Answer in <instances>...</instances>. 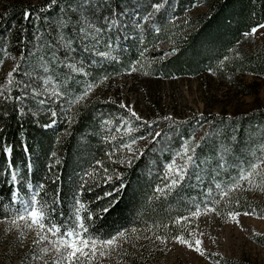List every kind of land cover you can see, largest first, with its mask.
<instances>
[{
    "label": "trees",
    "instance_id": "trees-1",
    "mask_svg": "<svg viewBox=\"0 0 264 264\" xmlns=\"http://www.w3.org/2000/svg\"><path fill=\"white\" fill-rule=\"evenodd\" d=\"M137 1L141 10L132 0H88L87 5L85 0H56L55 4L52 0H42L34 4L13 2L0 8V63L5 55L12 53L15 59L11 71L16 69L12 77H8L11 71L0 75V92L3 93L0 95V221L12 219L20 206L19 202L12 203L14 191L23 198V194L32 195L31 189L35 188L39 192L38 200L48 210L49 219L57 225L67 223L74 213L75 201L79 200L87 209L81 216L90 236L106 240L125 232L143 244L136 247L135 254L128 252L126 256L122 250L119 253L123 255L122 264H150L153 239L150 241L149 237L166 236L165 227L180 217L185 207L164 209L168 200L164 195L168 191L174 193L175 188L155 191L151 187L156 184L152 176L146 179L137 175L144 164L148 165L151 145L120 168L119 177L114 179L105 152L112 150L115 140L109 138L110 125L106 127L105 123L98 122V111L104 110L112 117H120L122 111L97 94L83 97L93 79L118 75L130 66L140 67V70L143 67L151 75L164 78L197 76L209 71L225 80L224 72L230 70L264 78V44L250 51L237 46L246 33L264 23V0H165L159 10L150 6L160 0ZM197 2H205L207 11L190 18L187 10ZM126 11L147 12L157 23L147 26L135 18V24L141 27L139 33L134 34L135 28L128 26L122 27L120 34L116 19ZM103 17L114 19L111 28L102 23ZM177 17L184 23L173 24V18ZM80 18L96 29L78 28L76 23ZM114 24L118 29L112 27ZM52 34L56 35V40ZM163 41L167 42L166 56L157 46ZM98 42L107 48L103 49ZM111 47H117L119 54L111 57ZM146 51L148 63L146 57H142ZM65 56L70 58L66 60L68 64ZM79 60L102 62V66L91 70V66ZM29 74L41 81L31 85L34 90L51 89L59 93V100L45 96V103L40 104V95L27 91ZM234 120H229L228 123L232 122L227 126L229 129L223 127L219 132L222 135L226 131L219 143L233 129L247 138L250 132L259 129V144L252 147V143H246L239 153L226 145L228 166L222 168L214 164L206 170L208 179L201 183L209 180L220 186L229 184L250 169L252 159L264 156V110L257 112L256 126L235 124ZM218 123L225 126L224 122ZM9 148L11 151H6ZM199 148L197 146L194 154ZM209 156L204 153L200 160H208ZM237 158L241 162L236 165ZM205 163L198 161L197 165L202 169ZM198 166L190 172L192 178L198 175L196 181L205 173ZM10 172L16 173V184L11 182ZM183 190L188 197L193 194L198 197L190 187L184 186ZM108 192L113 195L105 196ZM259 199L244 201L251 208L238 210L264 217V213L253 209L263 205ZM238 204L242 206L243 202L240 200ZM104 208L109 210L104 212ZM89 214L92 219H88ZM19 264H38V261L24 255Z\"/></svg>",
    "mask_w": 264,
    "mask_h": 264
},
{
    "label": "rangeland",
    "instance_id": "rangeland-1",
    "mask_svg": "<svg viewBox=\"0 0 264 264\" xmlns=\"http://www.w3.org/2000/svg\"><path fill=\"white\" fill-rule=\"evenodd\" d=\"M41 1L0 0V8L13 2L34 4ZM164 1L160 0L150 7L154 8L153 6L156 4L161 7ZM132 3L141 10V5L137 0H132ZM206 11L207 4L197 2L190 6L187 13L190 18H193ZM110 14L112 15V13ZM103 18L102 23L107 28H111L110 23L114 22V19ZM135 18H139L147 26L157 23L153 22L154 20L148 16L147 12L129 13L126 11L123 15L120 13L116 19L119 29L115 24L112 27L117 28L121 34L122 27L132 26L135 28L134 34L135 32L139 33L141 27L135 24ZM172 23L184 22L182 18L177 17L173 18ZM76 25L85 30L96 29L91 26L89 21L82 18L77 21ZM259 26L255 27L258 29L255 35H246L251 33L252 28L238 41L237 46L241 45L239 47L250 51L254 47L264 44V28ZM99 30L100 26H98ZM51 37L54 40L57 38L55 34H52ZM98 45L103 49L107 48L106 45L99 42ZM157 46L158 49L164 51L163 56H166L167 42H160ZM116 48H112L111 57L115 53L119 54ZM142 57H146V63H148L147 51L143 53ZM68 58L69 56H65L64 60H69L70 58ZM14 59L12 53L5 55V59L0 63L1 76L11 71ZM79 61L87 67L94 68L91 70H98V67L102 66V62ZM66 62L69 63V61ZM133 67L136 68V71H131ZM141 68L142 70L140 67L130 66L118 75L106 76V79L100 78L102 80L98 79L97 81L93 79V82L90 83L91 89L88 87L86 91L88 96L97 94L98 98L111 101L115 107L122 111L120 117H112L111 113L104 110L98 111V122L105 123L106 127L110 125L111 137L109 138L115 140L112 150L105 152L108 165L114 171V179L119 177L120 168L128 165L147 145H151L152 156H149L147 160L149 167L144 164L137 175L146 179L152 176L151 179L156 184L151 187L156 189L155 191H158L157 189L165 191L167 188L174 190L175 188L174 193L168 191L164 195L165 199H168L165 201L164 209L167 207L168 210L181 205L185 207L181 210L183 214L165 227L166 236L160 239H157V236L149 237L150 241L153 239L151 242L153 256H151L150 264H264V217L245 211L251 207L244 203L249 199L261 198L259 200L263 204L262 208L258 206L253 209L255 212L264 213V156H256L251 160L250 169L245 170L246 173L242 172L247 175L252 171V165L258 166L256 172L251 176V184L239 179L242 173L229 184L222 186L209 180L201 183L207 178L206 170H209L214 164L222 168L228 166L229 159L227 160V157L229 155L226 153L228 149L225 147L226 145L232 146V150L239 153L243 151L246 143H252L253 147L258 142L259 129L248 134L249 140L243 134L238 135L237 129H233L228 137H223L221 143H219L222 140L221 136L226 131L224 130L222 135L219 132L223 130V127L229 129L232 122H228L231 119H235V124L240 122L244 126H256L257 123L254 121L257 112L264 110V78L252 74H235L232 70L224 72L225 80H221L209 71L197 76L164 78L160 75H151L143 67ZM27 78L29 79L27 91L33 90L42 99L47 96L51 100H59L60 95H53L57 92L51 89L36 91L32 88L33 83H41L37 76L29 74ZM33 87L37 89V87ZM83 97L87 96L83 95ZM121 103L135 111L141 120H135L126 108L120 107ZM164 117H171V119L166 120ZM114 121H116L115 126L113 125ZM218 122H224L225 126H220ZM156 132H159L160 136L153 140L152 137ZM136 133L138 134L133 138L136 143L131 144L133 139L130 138ZM141 137H145V139H141ZM126 144H131V151L125 147ZM185 144L200 147L196 154L189 153L194 155L189 163H186L178 155V153H182ZM204 153L210 155L208 160H200V156ZM172 161H175L176 166L186 168L184 179L176 186H171L170 180L165 178L168 165ZM198 161L206 162L202 169L197 165ZM232 161L233 159L230 162ZM240 162L239 158L234 161L236 165ZM197 166L201 172L204 169L205 173H202L199 180L196 181L198 175L192 178L190 172L192 168L197 170ZM190 181L193 182L192 185ZM184 186L190 187L191 191L195 190L198 197L194 194L188 197L183 190ZM30 196L31 194H23L22 199H28ZM235 200H237L236 203ZM240 200L243 202L242 206L238 204ZM206 206L215 208V211L206 213ZM197 209L201 214L198 217H192L191 214ZM244 213H250V215H244ZM233 215L236 216L235 220L232 219ZM178 220L180 222L176 223ZM10 221L11 219L0 221V264H19L24 255H28L29 259L33 261H38V264H44L46 261H49V264H54L55 253L51 250V246L47 242L33 243L37 238L35 230L15 227ZM118 236L119 234L113 235L111 238ZM132 236L124 232V236L117 239L116 243L107 250L106 255L97 256L98 264H122L123 255L119 254L122 250H125L126 256L128 252L135 254L136 247L143 244L139 239L136 242L135 237ZM177 236H183L193 243L195 239L201 240V250L204 255L178 243L175 239ZM162 240L164 242H161ZM45 248L50 250L45 253L43 251Z\"/></svg>",
    "mask_w": 264,
    "mask_h": 264
},
{
    "label": "snow or ice",
    "instance_id": "snow-or-ice-1",
    "mask_svg": "<svg viewBox=\"0 0 264 264\" xmlns=\"http://www.w3.org/2000/svg\"><path fill=\"white\" fill-rule=\"evenodd\" d=\"M52 3L55 4L56 0H52ZM88 0H85V4L87 5ZM156 10H159L160 5L156 4L153 6ZM26 14V18H27ZM260 28H264V25H260ZM258 32L257 28H253L251 33L246 35H255ZM101 56H107L108 53H99ZM16 69L14 68L11 72L8 73V77H12L13 72ZM131 71H136V68L133 67ZM11 82V81H9ZM92 85H89V89H91ZM59 93H53V95H58ZM0 95H3L0 92ZM88 92L85 91L84 96L86 97ZM83 99V97H80ZM78 102V100L76 101ZM45 100L41 99L40 104H44ZM121 108H126L128 113L135 119L141 120V118L133 111L130 107L126 106L125 104H120ZM56 113L53 112L52 116H55ZM166 120H170L171 117H164ZM55 123V120L52 121ZM148 123V122H144ZM51 126V125H46ZM152 135V133H149ZM160 133L156 132L155 135L152 137L153 140L156 137H159ZM141 139H145V137H141ZM136 140L133 139L131 144H135ZM131 144H126L125 147L131 151ZM198 146V145H196ZM190 144H185L182 153H178V155L189 163L192 161L193 156L189 153H195V147ZM6 151L10 152L11 149H6ZM257 165H252V171L249 172L247 175L241 174L239 179L248 182L249 184L252 183L251 176L256 172ZM186 174L185 167H178L175 164V161H172L168 165V171L165 174V178L170 180L171 186H176L184 179V175ZM12 177L11 182L13 184L17 183V176L15 172H10ZM42 187V186H41ZM160 191V189H157ZM32 195L28 199H22L19 197L18 192L14 191L12 194V203L16 204L19 202V208L15 210V214L13 215L10 223L15 227H23L29 230H35L36 232V239L33 241L34 244H40L43 242H47L51 246V250L55 253V260L54 264H93V261L96 260L97 256H104L106 255L107 250L112 247L118 238H122L124 233H119L118 237H114L107 240H97L95 237H92L88 234V228L84 223V218L81 216V212L86 211L85 205L80 202L79 200L75 201V210L73 215L69 218L66 224L57 225L53 223L49 219L48 210L44 204H42L38 200L39 192L32 188ZM227 195V193H224ZM113 195L112 192L105 193V196ZM109 209L104 208L103 211L107 212ZM215 208L213 207H205L206 213L214 212ZM199 209L194 211L191 215L192 217H198L200 215ZM237 215H239L237 213ZM244 215H250V213H244ZM88 219H92L91 214H89ZM187 219V218H184ZM232 219H236V216L233 215ZM180 221H176L179 223ZM160 239V237H157ZM176 241L181 245H185L188 248L192 249L193 251L199 253L200 255H204V252L201 250L202 241L199 239H195L194 243L190 242L189 240L185 239L183 236L175 237ZM161 242H164L163 240ZM50 249L45 248L43 251L47 253Z\"/></svg>",
    "mask_w": 264,
    "mask_h": 264
}]
</instances>
